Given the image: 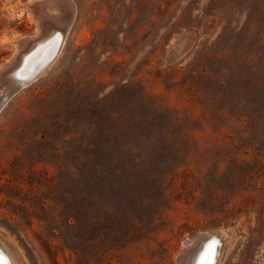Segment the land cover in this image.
<instances>
[{
    "label": "rangeland",
    "instance_id": "obj_1",
    "mask_svg": "<svg viewBox=\"0 0 264 264\" xmlns=\"http://www.w3.org/2000/svg\"><path fill=\"white\" fill-rule=\"evenodd\" d=\"M28 1L0 0V64L40 36ZM73 1L0 109L11 264H174L197 234L264 264V0Z\"/></svg>",
    "mask_w": 264,
    "mask_h": 264
},
{
    "label": "bare ground",
    "instance_id": "obj_2",
    "mask_svg": "<svg viewBox=\"0 0 264 264\" xmlns=\"http://www.w3.org/2000/svg\"><path fill=\"white\" fill-rule=\"evenodd\" d=\"M34 2L35 0H29L23 4V7L36 15L41 33L37 38L21 36L18 51L9 60L0 64V89L4 96L18 85L24 84L33 75L41 73L55 56L67 34L64 35L61 30L63 19L59 17V10L47 9L46 12H35L31 8ZM67 10L66 15L73 13L69 5ZM220 243L221 238L216 235L198 236L193 240L186 264H202L203 261L214 264L217 261V253L220 251ZM0 257H3L7 264H11V260L1 248Z\"/></svg>",
    "mask_w": 264,
    "mask_h": 264
},
{
    "label": "water",
    "instance_id": "obj_3",
    "mask_svg": "<svg viewBox=\"0 0 264 264\" xmlns=\"http://www.w3.org/2000/svg\"><path fill=\"white\" fill-rule=\"evenodd\" d=\"M67 5L72 7L73 13L70 15H66L68 13ZM31 8L35 10V12H46L47 9H56L59 10L61 19H63V24L61 30L65 35L71 28L74 18L76 7L73 0H35L34 4H32ZM39 73L33 75L31 78L27 79L24 84L18 85L11 92L3 95L0 99V109L5 105V103L13 97L18 91H20L23 87H25L33 78H35ZM199 234L195 235L192 238H187L182 241V249L177 254L176 260L174 264H186V260L189 256L193 240L198 237Z\"/></svg>",
    "mask_w": 264,
    "mask_h": 264
},
{
    "label": "snow or ice",
    "instance_id": "obj_4",
    "mask_svg": "<svg viewBox=\"0 0 264 264\" xmlns=\"http://www.w3.org/2000/svg\"><path fill=\"white\" fill-rule=\"evenodd\" d=\"M0 264H7L3 257H0ZM202 264H207V262L203 261Z\"/></svg>",
    "mask_w": 264,
    "mask_h": 264
}]
</instances>
